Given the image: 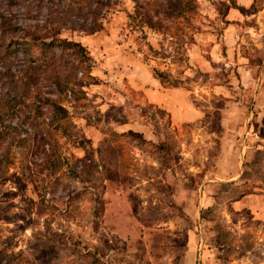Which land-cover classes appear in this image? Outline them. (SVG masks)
Listing matches in <instances>:
<instances>
[{
  "label": "rangeland",
  "instance_id": "1",
  "mask_svg": "<svg viewBox=\"0 0 264 264\" xmlns=\"http://www.w3.org/2000/svg\"><path fill=\"white\" fill-rule=\"evenodd\" d=\"M149 2L166 56L132 0H0V264H264V0ZM59 17L74 73L26 34ZM51 55L59 87L29 69Z\"/></svg>",
  "mask_w": 264,
  "mask_h": 264
},
{
  "label": "trees",
  "instance_id": "2",
  "mask_svg": "<svg viewBox=\"0 0 264 264\" xmlns=\"http://www.w3.org/2000/svg\"><path fill=\"white\" fill-rule=\"evenodd\" d=\"M132 1L135 3V5H134L135 12H134V14H128L127 17L129 18V20L134 21L135 22L134 24L139 25L141 28L145 27L146 29H149L153 32H156V33L160 34L161 36L169 30L166 26H164L161 23L162 21L160 18L154 17V15L151 14V11L149 10V8L153 4L150 3L149 0H132ZM70 2L73 5H75L77 3H80L81 0H70ZM157 11H158V4L156 3V12ZM93 13H94V10L89 11V8H87V11H85L81 14V18L83 20H86L89 16V21H91V23L89 25H86V26L84 25L85 27H82V30L85 32L91 33V32H94L95 30L100 28V23L95 21L96 18H98V16H96V15L92 16ZM57 20L58 21H55V19H49V21H45L43 24L39 25V26H41V28H44V29L48 28L47 30H45L46 32H48V30H53L52 31L53 34L49 37L48 41L45 40L46 37L44 36V34L40 35V33H39V35H38L39 29L36 26L32 27L33 28L32 31H30L29 33H26L29 35V39H30L31 43L37 44V42H38V45L40 46V48L59 47L61 50L65 49V48L72 50L71 53L73 54L76 61L74 64L69 65V68L73 71V73L76 71L77 67L80 66L81 64L84 65V68L88 67V65H85L88 57L86 55L84 47L77 41L68 40L66 38H59L58 37L59 26L61 24H64L65 20L62 17L57 18ZM65 28H69V27H65ZM69 29L71 30V28H69ZM39 32H40V30H39ZM23 37L25 38V33H24V36H21V39ZM169 37L171 38L170 35H169ZM165 38H166V36L164 35V36H162V39H160V41H158V44H159L158 49L157 48L153 49L151 47V45L147 44L148 50H150L156 54L161 53V54L165 55V53H164V52H166L165 47H163V42L161 41ZM169 40H171V39H169ZM188 41L192 42V37H189ZM49 59H50L49 62L41 63L42 62V58H41L40 63H38L37 65H30L29 69L34 70V72H33L34 76L39 75L37 73H42L46 76L47 79L53 78L52 82H54L56 84V87H59L60 86L59 84L61 82L60 81L61 78H60V76H58L59 75L58 70L55 69V67H53V64H54L53 62L55 60L54 61L52 60V55H51V58L49 57ZM43 60H45V59H43ZM68 63H71V62L68 61ZM152 74L154 77L158 78L160 80V82L166 81L167 85H169V86H177L181 83V79H179L178 77H171L169 72L160 70L157 67H152ZM34 76L28 75L27 77L32 78L30 80L33 81ZM24 78H25V76H24ZM68 81H69L68 79L63 80L62 84L65 86ZM156 146H159V148H161L160 144L159 145L156 144ZM22 175L24 176V178L22 176V179H21L23 181H26L25 178H27V180H29L30 182H33L34 185H37V183L41 182V179L36 177L37 173H33V172L29 173V171H28L27 173L22 174ZM240 177L243 178L242 174L240 175ZM225 183L231 184V182H225ZM249 193H251V190H243L240 192V194L238 196L235 197V199H238L242 195L249 194ZM88 254H90V253H88ZM96 261L98 263L99 259H96Z\"/></svg>",
  "mask_w": 264,
  "mask_h": 264
},
{
  "label": "crops",
  "instance_id": "3",
  "mask_svg": "<svg viewBox=\"0 0 264 264\" xmlns=\"http://www.w3.org/2000/svg\"><path fill=\"white\" fill-rule=\"evenodd\" d=\"M264 66V63L262 64V67ZM131 83H132V85L134 86V88H136V89H141V90H143V93L145 94V97H146V99H147V101L148 102H152V103H155L156 104V102H162V103H164V102H169L168 101V98L167 97H162V95H164V94H168V93H166V91L165 92H159V95L160 94H162V95H160V97L161 98H159L158 100H157V97L159 96V95H157V93H156V79L155 78H151L150 79V81H146V82H141V85H137L138 83H135L134 81H131ZM165 90H170V92H172L173 90V93L174 92H178L177 90H178V88H171V89H165ZM173 93H171V94H173ZM163 106H165V105H163ZM169 106V105H168ZM163 107V108H166V110H168L169 111V109H172V107ZM176 108V107H175ZM175 111L177 112V110L175 109ZM180 111H182V109H180ZM186 112H190L191 110H185ZM171 113H173L172 111H170ZM180 115H182V114H180ZM191 115V114H190ZM180 120H185V119H180ZM186 120H189V119H186ZM227 181H225V182H228V181H230L231 180V177L230 178H227L226 179ZM251 201H252V199L250 198V195L248 194V195H244V196H241L240 198H238V200H237V202H238V204H240V205H242L243 207H245V208H252V203H251Z\"/></svg>",
  "mask_w": 264,
  "mask_h": 264
}]
</instances>
